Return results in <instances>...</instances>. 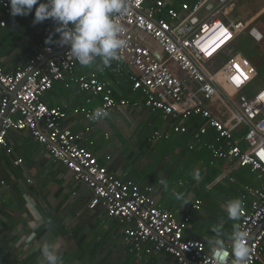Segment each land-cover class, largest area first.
Listing matches in <instances>:
<instances>
[{"label": "built area", "instance_id": "1", "mask_svg": "<svg viewBox=\"0 0 264 264\" xmlns=\"http://www.w3.org/2000/svg\"><path fill=\"white\" fill-rule=\"evenodd\" d=\"M208 1L192 7L183 5L180 14L167 8L163 0H125L128 11L117 16L116 22L122 26L120 38L126 45L113 63L116 73L127 68L134 71L130 77L132 90L143 95L142 104L115 99L107 84L101 83L94 73L75 74L77 68L84 66L67 55L70 50V46L65 48L67 45L37 44L29 62L13 71L7 72L0 62V152H10L9 131L30 132L50 158L62 164L76 183L88 189L89 210L101 207L109 218L123 224L122 241L127 252L138 259L163 251L176 264H188L187 259L194 264H215L212 248L207 249L201 241L183 239L189 215L177 219L157 208L152 188L140 191L132 182H121L112 176L90 151L79 145L80 136L61 127L69 114L80 115L90 124L103 116L90 119L94 110L86 106L70 112L64 106L48 107L43 96L55 83H63L65 88L73 85L81 92L99 95L100 109L106 114L116 108L145 107L165 121L186 122L198 118L204 125L198 129L196 141L207 130H212L218 141H224L225 148L213 150V157L236 160L258 179L264 178V85L252 89L258 73L241 54L231 55L223 62L217 60L247 24L229 19L234 0H218L211 16L194 25L193 17ZM16 17L10 14L8 0H3L0 28L6 26L7 19ZM135 31L151 39L162 57L145 47L135 37ZM250 34L260 40L256 29L250 30ZM55 53L58 54L36 68L46 56ZM13 92L15 96L10 99L8 94ZM238 127L245 129L244 147L233 137ZM173 130L185 133L187 128L178 125ZM156 137L160 136L156 134ZM20 164L21 160L14 163ZM242 201L244 208L237 229L247 233L251 249L248 264H257L264 251V226L254 232L264 223V191L249 188ZM200 205L196 202L192 209L199 210ZM225 247L230 252L231 244ZM228 259L231 264L232 256Z\"/></svg>", "mask_w": 264, "mask_h": 264}, {"label": "crops", "instance_id": "2", "mask_svg": "<svg viewBox=\"0 0 264 264\" xmlns=\"http://www.w3.org/2000/svg\"><path fill=\"white\" fill-rule=\"evenodd\" d=\"M163 1L167 8L182 14L183 5L192 7L203 0ZM236 1L229 14L236 9ZM218 3L209 0L192 23L198 25L208 19ZM263 11L243 23L252 24ZM20 17L28 21V16ZM257 33L261 40L262 34ZM134 34L153 54L162 57L151 39L138 31ZM58 37L53 35V39ZM26 45L30 47L29 56H34V40H28ZM13 46L10 39L0 38V62L7 72L24 66L19 63L18 48L12 50ZM232 50L230 46L218 62L235 54L244 56ZM115 71V63L103 67L97 59L90 66L77 68L75 74L94 73L117 100L142 104L143 95L132 90L130 77L134 71L129 68L121 73ZM43 101L48 107L64 106L69 112L82 106L92 110L101 106L99 95L81 92L73 85L65 88L63 83H55ZM178 125L185 126L187 131L174 132ZM203 125L204 121L198 118L165 121L145 107H127L116 108L92 124L80 115L69 114L61 127L80 136L79 145L90 151L112 176L121 182H132L140 191L152 188L157 208L177 219L189 215L183 239L201 241L209 249L208 240L215 236L211 228L221 223L222 238L226 245L231 244L230 236L238 228V222L228 218L226 205L233 199L242 200L249 188L264 191V178L258 179L236 160L213 157V150L225 148L224 141H218L212 130L196 141L195 135ZM244 132L243 127L233 132L242 147ZM7 144L9 155L0 156V264H45L40 251L45 242L56 246L62 264H176L163 251L140 259L129 254L122 241L123 224L109 218L101 207L89 210L88 189L76 183L62 164L50 158L30 132L9 131ZM17 160H21L19 166L14 165ZM161 179L167 182V189L160 184ZM196 202L201 203L199 210L192 209ZM187 262L194 264L188 259ZM257 264H264V251Z\"/></svg>", "mask_w": 264, "mask_h": 264}, {"label": "clouds", "instance_id": "3", "mask_svg": "<svg viewBox=\"0 0 264 264\" xmlns=\"http://www.w3.org/2000/svg\"><path fill=\"white\" fill-rule=\"evenodd\" d=\"M8 3L13 17L27 16L34 9V24L51 19L57 26L45 43L69 45L67 55L70 54L81 66H90L98 59L103 67H110L119 59V50L126 45V41L120 38L122 26L116 22L117 16L128 11L125 0H8ZM55 34L59 35L58 40H53ZM104 115L103 109L97 108L90 119L96 120ZM159 182L167 189L164 179ZM177 198H180L179 194ZM243 208L241 199L230 200L226 205L228 218L240 220ZM222 229V223L214 225L211 231L215 236L208 240L215 264H229V255L232 256L231 264H248L251 249L247 244V233L239 229L231 233L229 252L222 238ZM40 251L45 264H62L55 245L45 242Z\"/></svg>", "mask_w": 264, "mask_h": 264}, {"label": "trees", "instance_id": "4", "mask_svg": "<svg viewBox=\"0 0 264 264\" xmlns=\"http://www.w3.org/2000/svg\"><path fill=\"white\" fill-rule=\"evenodd\" d=\"M27 16L28 21L26 19L23 21L20 16H17L14 19L7 20V27L0 29V38L10 39L12 45H14L13 47H11L12 50L18 48V50L16 51L18 52L17 57L19 58V63H21L22 65L27 64L31 59V57L29 56L30 47L26 45V42L28 40H34V43L36 45H47L45 43L46 38L54 32L55 27L57 26L51 19L45 20L44 22L38 23L36 25L31 24V22L33 23L34 20V9L33 12ZM239 41L240 39L236 40V42L231 45V49L236 50L233 51L234 53H242L250 61L251 58L248 57L247 54L240 48L241 42ZM1 54L2 53L0 52V55ZM251 64L255 67L256 70H259L252 62ZM257 73L259 78V71H257ZM114 97L118 99L116 96ZM8 155L9 153L6 152V150H2L0 152V156Z\"/></svg>", "mask_w": 264, "mask_h": 264}, {"label": "rangeland", "instance_id": "5", "mask_svg": "<svg viewBox=\"0 0 264 264\" xmlns=\"http://www.w3.org/2000/svg\"><path fill=\"white\" fill-rule=\"evenodd\" d=\"M236 5V9L229 14V19L231 21L245 22L251 16L256 15L264 9V0H237ZM31 24L34 23L31 22ZM249 24H247L246 29L238 38L240 39L239 42H241L240 48L251 58V62L259 69L257 71H259L260 76L254 82L253 89L264 85V11L260 14L259 19L257 18L255 22ZM252 29H256L262 34L263 37H261L260 42L255 41L250 36V30ZM232 51L236 50L233 49Z\"/></svg>", "mask_w": 264, "mask_h": 264}, {"label": "water", "instance_id": "6", "mask_svg": "<svg viewBox=\"0 0 264 264\" xmlns=\"http://www.w3.org/2000/svg\"><path fill=\"white\" fill-rule=\"evenodd\" d=\"M69 47V45H67L65 48L67 49ZM65 49V50H66ZM64 51V50H63ZM63 51H61V52H59V53H62ZM58 53H55V54H53V55H49V56H46L37 66H36V68H40L42 65H44L45 64V62L48 60V59H50L51 57H53V56H56ZM8 96H9V98L10 99H12V98H14V96H15V92H13V93H9L8 94ZM264 226V223H262L256 230H255V232H254V234H256L262 227ZM254 234H253V236H254Z\"/></svg>", "mask_w": 264, "mask_h": 264}]
</instances>
